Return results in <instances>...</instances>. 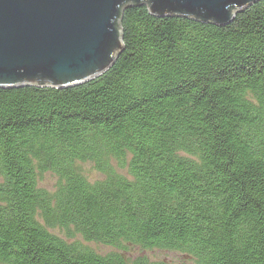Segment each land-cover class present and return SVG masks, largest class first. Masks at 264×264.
<instances>
[{
    "label": "trees",
    "instance_id": "1",
    "mask_svg": "<svg viewBox=\"0 0 264 264\" xmlns=\"http://www.w3.org/2000/svg\"><path fill=\"white\" fill-rule=\"evenodd\" d=\"M136 1L98 77L0 88V264H264V0L222 26Z\"/></svg>",
    "mask_w": 264,
    "mask_h": 264
},
{
    "label": "water",
    "instance_id": "2",
    "mask_svg": "<svg viewBox=\"0 0 264 264\" xmlns=\"http://www.w3.org/2000/svg\"><path fill=\"white\" fill-rule=\"evenodd\" d=\"M126 1L0 0V88H65L104 73L122 50L114 20ZM255 1L136 2L157 16L222 26Z\"/></svg>",
    "mask_w": 264,
    "mask_h": 264
},
{
    "label": "rangeland",
    "instance_id": "3",
    "mask_svg": "<svg viewBox=\"0 0 264 264\" xmlns=\"http://www.w3.org/2000/svg\"><path fill=\"white\" fill-rule=\"evenodd\" d=\"M81 170L83 172V174L89 178V180H97L100 179L102 177V175H100L98 172H96L93 167L91 166V164L89 163H85V164H81ZM56 184V178H54L52 175L50 174H45L40 182V186L44 187L50 191H52L55 187ZM51 232L57 234L58 236L64 238V239H68L67 241L72 242V240H77L80 241V243H82L85 246L91 247L92 249H94L95 251L99 252V253H109L112 251H115L112 247L110 246H104L102 244L99 243H95V242H86L84 241L81 237L79 236H74L73 238H67L65 236V234L58 229H49ZM137 253V252H135ZM149 258L153 259V260H166V261H172L175 263H179L181 260V257L174 253V252H166V251H160V250H151V251H145L144 252Z\"/></svg>",
    "mask_w": 264,
    "mask_h": 264
}]
</instances>
